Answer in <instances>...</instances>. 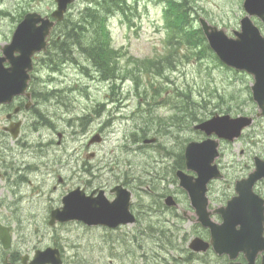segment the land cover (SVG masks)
I'll list each match as a JSON object with an SVG mask.
<instances>
[{"label": "rangeland", "instance_id": "374dc122", "mask_svg": "<svg viewBox=\"0 0 264 264\" xmlns=\"http://www.w3.org/2000/svg\"><path fill=\"white\" fill-rule=\"evenodd\" d=\"M92 1L78 0L66 17L78 19ZM128 1L132 6L127 14L118 11L109 20L115 73L107 76V71L95 69L80 50L74 53V46L62 53L52 47L51 54L38 59L33 91L39 89L45 95L59 90L39 98L45 123L51 124H38L32 117L37 126L29 123L24 129V157L26 162L48 163L41 162L39 173L30 177L32 184L26 185L28 195L20 210L11 204L13 194L6 192L5 181L0 180V218L12 225L15 246L22 252L55 246L63 251L64 264H223L212 252L190 249L196 236L210 240V232L198 222L176 171L185 168L179 161L187 144L206 137L195 129L197 124L217 113L254 117V124L242 137L220 144L216 162L224 178L211 184L209 209L225 206L235 195L236 181L253 172L254 157L264 158V120L257 116L260 109L253 99L254 80L226 67L214 54L202 58L181 45L171 49L164 0ZM188 1L197 11V24L204 17L230 34L240 29L246 15L244 0ZM55 7L54 0H0V54L28 11L50 14ZM170 50V62L139 65L146 59L164 60ZM54 60L58 63H51ZM54 65L60 70L53 71ZM96 131L104 141L89 148ZM148 138L156 140L145 144ZM51 139L64 143L54 145L59 153L52 152L53 161L42 149V143ZM8 143L11 138L0 132V147ZM92 152L96 155L88 158ZM124 180L134 194L135 224L114 231L79 222L49 224L51 210L71 190L80 187L89 194L105 189L113 199L110 189ZM32 187H37L34 195ZM169 195L175 196L177 206L166 205ZM212 216L221 221L218 214ZM23 239H27L24 245ZM2 261L0 258V264Z\"/></svg>", "mask_w": 264, "mask_h": 264}, {"label": "water", "instance_id": "95a60500", "mask_svg": "<svg viewBox=\"0 0 264 264\" xmlns=\"http://www.w3.org/2000/svg\"><path fill=\"white\" fill-rule=\"evenodd\" d=\"M74 1L76 0H56L57 9L52 16L62 21L69 5ZM243 6L247 15L241 20V29L233 31L234 36H229L224 29L209 23L205 18L201 17L200 22L211 48L219 58L226 65L254 76V99L264 115V38L252 20L253 16L264 20V0H244ZM55 24L56 21L35 12L27 14L18 25L11 43L2 49L4 56L0 57V104L10 102L15 95L26 92L33 69L32 57L39 51L47 50V37ZM7 61L10 63L9 67L4 65ZM27 95L30 96L29 93ZM251 123L252 118L247 116L232 118L230 115H216L196 128L208 136L216 135L233 141ZM218 145V139L211 137L202 142L189 143L185 152L186 165L197 176L183 170L177 172L180 185L192 199L198 220L211 230L210 242L197 237L190 247L196 251H206L212 245L217 253L229 254L231 258H236L243 252L247 256L248 264H254L258 252L264 251L263 200L253 192L254 184L264 178V160L256 158V170L247 179L237 183L238 195L226 207L216 210L223 219L221 224H217L210 218L206 192L212 179L222 177L218 166L213 165L219 155ZM115 190L118 191V197L112 202L106 199L103 191L97 197H94L95 192L87 196L80 188L71 191L63 198V206L51 212L50 225L79 220L90 226L116 228L121 224L134 223L136 217L130 209L131 193L120 186ZM166 203L174 205L176 201L169 196ZM0 240L5 249L12 244L10 229L1 224ZM62 263L60 250L47 247L36 251L31 264ZM4 264H9L8 259Z\"/></svg>", "mask_w": 264, "mask_h": 264}, {"label": "flooded vegetation", "instance_id": "af4514ba", "mask_svg": "<svg viewBox=\"0 0 264 264\" xmlns=\"http://www.w3.org/2000/svg\"><path fill=\"white\" fill-rule=\"evenodd\" d=\"M256 23L261 31L262 36L264 37V20L257 19ZM245 74L248 75V77L254 79L252 75L248 73ZM33 80H34V75L32 81ZM39 96L40 94H34V92L31 91L30 99L26 95H20V96H16L12 100V102L0 106V123H1L0 132L5 137L11 138V142H12L11 144L9 143L5 144V147L3 146L0 147V180L5 181L6 192L9 194L10 193L13 194L11 196L12 198L11 204L16 208V210L21 209V204L26 199V194H27L26 189L28 188L26 185L32 184V181H30V177L32 175L39 173V171L41 170L40 168L41 162L42 164L48 163L47 160H40L39 162H34V161L26 162V159L24 157V150L26 145V143L23 141L25 127L27 126V124L30 123L31 126H34L36 128L37 124H34L32 122V117H35L39 120L38 124H43L47 121V117L45 113H43L42 111L44 108H42L41 102L39 100ZM260 119L264 120V116L261 117ZM46 124H51V123L48 122L43 125ZM63 135L64 134L62 132H58V137L63 138ZM95 137L97 138L100 137V139L104 141V137L101 134V132L96 131L95 134L89 139L88 147L91 144H93L91 141ZM221 142H223V140ZM42 144H43L42 149L44 148L47 150L46 153H44L45 157L49 156L50 160L52 161H53L52 152H55L57 155L59 153L57 152V150L54 149V145L55 144L60 146L64 145L62 140H59L55 143L53 139L47 142H43ZM49 151H50V155H47ZM95 155L96 153L92 152L89 153L87 156L88 158H90L91 156L94 157ZM180 157H181V161H179V163L182 164L184 159L182 155ZM32 159H36L34 155L32 156ZM260 159L264 160V158H260ZM254 165H255V159H254ZM42 167L44 168V165H42ZM63 180L64 179L62 177L59 179L60 182H62ZM127 184H129V182L127 180H124L123 182L121 181L120 183L116 184L115 187L120 186L122 189L130 191L133 198L134 195L133 191L127 186ZM36 189L37 187H32L33 190L32 195L35 194ZM53 189L56 190L57 185H55ZM100 190H104L106 193L105 189H100ZM254 190L264 200V178H262L261 181L255 184ZM110 193H113V187L110 189ZM60 205L61 204H59L58 206ZM131 209L132 211H134L133 205H131ZM0 224L9 227L13 235V244L8 250H5L3 248L2 243L0 241V245L2 246V249L0 250V258L3 261L6 258H8L10 264H31L35 251L41 248H34V252H30V253L22 252L20 248L15 246L16 243V240L14 238L15 232L12 225L2 220L1 218H0ZM26 241L27 239H23L22 244L24 245ZM60 251L62 257L64 258L63 251L61 249ZM216 257L222 259L223 264H248L246 255L242 253H240L235 260H232L228 255H216ZM263 260H264V252H259L256 255L254 264H263Z\"/></svg>", "mask_w": 264, "mask_h": 264}, {"label": "trees", "instance_id": "16d2710c", "mask_svg": "<svg viewBox=\"0 0 264 264\" xmlns=\"http://www.w3.org/2000/svg\"><path fill=\"white\" fill-rule=\"evenodd\" d=\"M166 3L165 25L168 32V46L174 50L179 45L184 46L202 58L214 54L202 29L196 23L194 14L197 11L195 7H192L188 0H166ZM129 6L132 5H129L128 0H94L80 12L81 15L78 19L66 17L63 22L57 25L51 45L61 52L72 51L71 46H74L76 50L74 53L81 51L93 63L95 69L107 71V76L113 74L116 72L117 66L112 64L113 60L110 54L109 20L118 11L126 13ZM59 36H61V40H58ZM172 53L173 50H170L164 60L146 59L139 62V65L158 66L161 63L164 64L166 60L170 62L168 57ZM102 74L103 72H101V76Z\"/></svg>", "mask_w": 264, "mask_h": 264}, {"label": "bare ground", "instance_id": "6f19581e", "mask_svg": "<svg viewBox=\"0 0 264 264\" xmlns=\"http://www.w3.org/2000/svg\"><path fill=\"white\" fill-rule=\"evenodd\" d=\"M74 55V54H73ZM38 148V147H37ZM39 151V150H38ZM46 151V150H45ZM32 152V151H31ZM33 153V152H32ZM29 154H30V152H29ZM33 156V155H32Z\"/></svg>", "mask_w": 264, "mask_h": 264}]
</instances>
